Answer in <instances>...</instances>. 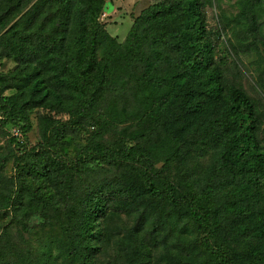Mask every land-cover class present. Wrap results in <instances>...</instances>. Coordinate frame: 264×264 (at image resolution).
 <instances>
[{
  "label": "trees",
  "instance_id": "16d2710c",
  "mask_svg": "<svg viewBox=\"0 0 264 264\" xmlns=\"http://www.w3.org/2000/svg\"><path fill=\"white\" fill-rule=\"evenodd\" d=\"M29 2L0 0V59L17 63L0 75V211L39 215L57 234L33 252L3 230L0 264H153L152 249L158 264H264V107L216 63L210 0H155L107 50L104 0H34L10 25ZM263 5L242 0L226 28L258 33ZM117 83L131 88V107L89 117ZM35 109L43 144L17 158ZM53 113L94 130L76 164ZM111 216L131 219L120 237Z\"/></svg>",
  "mask_w": 264,
  "mask_h": 264
},
{
  "label": "rangeland",
  "instance_id": "374dc122",
  "mask_svg": "<svg viewBox=\"0 0 264 264\" xmlns=\"http://www.w3.org/2000/svg\"><path fill=\"white\" fill-rule=\"evenodd\" d=\"M154 1L155 0H104L103 10L100 13L98 21L106 32L102 37V47H104L101 50H107L109 46L123 43L131 31L135 18L146 12ZM241 1L242 0H210V4L206 5L204 10L207 26L213 34H220L219 39L215 38V60L220 66L226 80L240 85L250 97L256 99L258 103L264 107V86H262L259 81L260 70L264 65H262V61H264V5L257 9L258 33L255 34V32L252 31L247 33L245 29H243V26L237 25L234 35H232L234 24L226 28V22L238 17ZM33 2L34 0H30V2L22 8L21 12L13 18L10 25L15 22L19 23L22 18L21 16L31 7ZM220 18L222 21H220ZM100 57L101 54L99 53V58ZM16 66L17 63L14 58L0 59V75L11 73L16 69ZM10 93V91H5L4 95H9ZM131 93V88L129 86L123 88L120 83H117L114 85V88L112 87V90L105 95L100 105L94 111H89V117L90 115L94 118L98 116L103 117L105 109L111 102H115L118 108L124 106L126 108L131 107ZM42 114H44L42 109H35L29 113L30 128L25 135L23 134L22 137H18L22 142V147L15 151L17 158H20L24 152L28 153L32 150H40V145L43 144V140L39 135V117ZM52 117L55 120L56 126L68 137V150L70 156L73 158V163H78L75 161L77 151L89 143V139L87 140L86 137L94 130L85 126L82 128L70 126L68 123H70L71 117L69 116L56 115L53 113ZM125 127L126 124H123L112 130L120 132ZM6 130L12 135L18 133L15 127L11 128L8 126ZM105 138L110 140V143H115V140H117L113 132H109ZM260 139L264 146V128L260 135ZM2 145L3 140H0V146ZM75 149L77 150L74 151ZM31 162H33V160ZM71 162L72 159H69V163ZM207 165V160L204 159L191 162L188 167L191 171H199L201 167L204 168ZM3 173L5 178L8 179L15 176L16 171L12 160L7 162ZM11 189L15 191L14 186L10 187L9 190ZM43 222L44 219L39 217V215L22 217L16 213L12 207H9L7 211H0V233L4 230L8 233V238L15 242L20 248H29L33 252L39 246L48 244L53 240L51 238L57 234L55 228L47 227ZM130 225L131 219L129 217H109L108 229L113 232V236H116V238L122 236ZM58 238L59 237H57V239ZM156 250L158 249L151 250L153 264H158V259L156 257L159 256V254L155 252ZM108 259V255L100 258V264L109 263L107 262ZM60 262L61 258H58L57 263Z\"/></svg>",
  "mask_w": 264,
  "mask_h": 264
}]
</instances>
